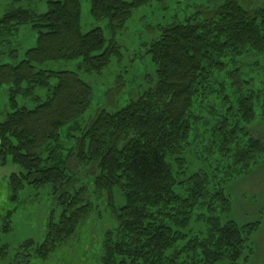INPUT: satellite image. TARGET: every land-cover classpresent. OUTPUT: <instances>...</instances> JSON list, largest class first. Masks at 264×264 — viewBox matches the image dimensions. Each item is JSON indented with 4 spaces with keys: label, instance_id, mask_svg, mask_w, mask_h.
Masks as SVG:
<instances>
[{
    "label": "trees",
    "instance_id": "trees-1",
    "mask_svg": "<svg viewBox=\"0 0 264 264\" xmlns=\"http://www.w3.org/2000/svg\"><path fill=\"white\" fill-rule=\"evenodd\" d=\"M157 1L167 0H91L90 12L115 37L136 10ZM27 26L33 46L0 52V88L8 96L0 112V165L20 169L10 176L12 201L45 189L58 212L42 243L28 240L12 255L0 254V263L47 261L77 235L94 209L87 188L75 185L89 171L95 194L124 200L100 264H240L260 222L224 221L232 215L225 185L264 158V142L252 129L258 116L264 127V92H246L252 80L229 68L248 54H264V7L223 0L168 25L150 45L157 66L150 88L125 107L100 110L89 124L83 118L92 87L78 73L44 66L80 61V71L101 75L120 56L114 41L107 45L102 28L83 31L80 0H58L43 14L9 9L0 17V49ZM213 102L218 107L211 110ZM63 130L73 149L63 144ZM13 215L7 213L4 233Z\"/></svg>",
    "mask_w": 264,
    "mask_h": 264
},
{
    "label": "rangeland",
    "instance_id": "rangeland-1",
    "mask_svg": "<svg viewBox=\"0 0 264 264\" xmlns=\"http://www.w3.org/2000/svg\"><path fill=\"white\" fill-rule=\"evenodd\" d=\"M50 1L58 0H0V17L13 6L43 14L47 12ZM80 1L83 31L87 33L95 28H102L107 45L109 46L110 42L114 41L120 56L114 57L110 66L101 75H89L80 71V61L48 63L44 69L54 72L78 73L81 79L92 87L94 96L89 111L83 118V121L89 124L100 110L112 111L125 107L136 101L150 88L153 84L152 80L156 78L157 66L151 59L149 49L151 43L160 37L162 30L170 24L192 16L197 9L203 6L213 7V4L221 3L223 0H167L164 3L158 1L150 3L136 10L131 21L118 31L115 37L108 30L107 22H98L92 18L91 0ZM123 1L132 2L133 0ZM240 2L248 10L264 7V0H240ZM15 37L14 44L10 48L2 47L0 52L3 49L9 53L12 50L22 53L33 46L36 40L29 26L20 29ZM7 62L18 64L19 58L12 59V61L7 59L5 63ZM234 70L241 72V79L244 81L252 80V83L245 87L246 92L263 95L261 92H264V54H248L237 65H231L229 72ZM221 79L227 82V93L232 96L229 91V78L222 76ZM237 83L243 84L242 80H237ZM7 101V90L0 88V112L4 110ZM217 107L218 104L213 102L210 109L214 110ZM205 114L209 115L208 112ZM257 119L252 126L253 135L264 142V127L259 123V116ZM64 131H62L63 144L73 149V143L69 140L66 142L64 135L67 132ZM206 137L209 136L206 135ZM209 160L212 163L215 162L213 158ZM210 162L207 161V165L212 167ZM19 170L17 166L10 163L0 165V254L6 256L12 253V249L28 240L42 243L46 235L47 222L53 212H58L57 201L53 198L55 196L45 189L25 192L19 201H12L9 180L11 174ZM79 174L78 181H75L76 188L83 186L87 188L90 201L94 205L93 212L67 245L59 248L49 260L34 259L32 264H100L105 235L114 229L115 210L124 205V200L117 193L114 202H110L107 196H98L95 194L93 178L89 177V171ZM225 188L231 196L232 215L226 216L224 221L231 219L240 225L260 222L257 232L250 241V249L246 250L240 264H264V158L249 174L230 180ZM10 211H14L12 225H10L11 231L4 233L5 223L11 219L7 217ZM220 264L229 263L223 261Z\"/></svg>",
    "mask_w": 264,
    "mask_h": 264
}]
</instances>
